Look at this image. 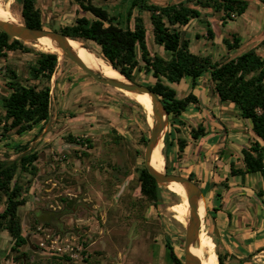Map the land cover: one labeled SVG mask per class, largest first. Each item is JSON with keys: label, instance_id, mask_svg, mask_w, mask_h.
Here are the masks:
<instances>
[{"label": "rangeland", "instance_id": "1", "mask_svg": "<svg viewBox=\"0 0 264 264\" xmlns=\"http://www.w3.org/2000/svg\"><path fill=\"white\" fill-rule=\"evenodd\" d=\"M0 1L5 6L10 3L12 13L23 22L21 4L16 0ZM150 1L167 4L180 0ZM74 2L36 0L43 14L44 29L61 31L71 21L74 22ZM94 3L108 9L116 16L115 22L123 27L129 22L133 26L134 16L140 14L146 24L150 51L167 53L155 43L148 10L135 9L129 21L128 11L133 0H94ZM192 20L181 28L182 37L190 40L192 52L209 55L214 60L234 58L257 46L264 37V3L261 0H249L248 9L226 23L221 21V13L211 9ZM208 21L215 33L214 38L207 35ZM235 34L241 37V45L229 51L223 39H232ZM84 43L100 54V47L94 42ZM28 45L46 51L36 45ZM263 51V48L259 49L260 53ZM59 57L50 82L51 115L43 124L41 131L46 130L40 134L41 138L32 144L29 142L25 151L10 149L4 142L0 143L2 160H16L32 151L40 154L37 162L39 175L32 177L22 174L19 178L27 185L25 197L28 202L20 207L19 213L28 242L13 251V237L8 229L2 230L0 264H23L27 260L46 262L55 255H68L73 264H173L166 242L171 241L177 252L184 256L186 224L175 217L170 207L176 202H188V198L165 187L163 200L158 204L148 202L141 194L139 172L144 166L147 146L143 139L150 138L152 122L148 109L143 105L138 106L124 91L97 82L70 58L64 55ZM35 58L33 53L32 63ZM3 63L0 60V65ZM20 73L25 80L27 76L24 74L27 72L21 70ZM8 78L4 76L3 65L0 68V98L8 93V87L4 85V80ZM201 78L200 87L211 90L212 104L209 103L213 105L216 96L213 83L207 72ZM136 81L154 84L155 78L141 71L136 73ZM173 86L179 97L196 89L189 76ZM218 106L217 103L214 110ZM192 112L193 109L189 107L183 114L185 124L177 133L188 140H192L191 128L200 123ZM228 115L236 116L235 112ZM170 119L167 133L172 130V137H175ZM70 134L77 140L90 139L93 147H88L86 142L78 144L71 141ZM203 143L202 140L187 148L190 151L185 162H196L193 148ZM162 153L165 161V155L169 153V163L173 165L171 173L186 176L183 168L185 162H181L184 158L178 161L176 150L172 147L168 151L165 139L162 141ZM166 166L165 162L163 170L167 172ZM207 221L203 225V236L211 234L214 239L215 232ZM194 248L198 251L200 245L197 243Z\"/></svg>", "mask_w": 264, "mask_h": 264}, {"label": "trees", "instance_id": "2", "mask_svg": "<svg viewBox=\"0 0 264 264\" xmlns=\"http://www.w3.org/2000/svg\"><path fill=\"white\" fill-rule=\"evenodd\" d=\"M261 1L264 3V0ZM76 2L86 14L78 15L72 24L64 26L59 32L83 41L94 42L100 47V55L106 61L135 81L136 73L141 71L155 78L154 84L145 85L150 86L161 96L170 114L171 126L176 136L172 137L170 130L165 137V145L168 151L174 146L177 147L178 161L183 159L189 144L187 137L177 135L181 132L180 127L185 124L182 116L189 106L200 104L201 99L194 91L179 97L173 85L181 83L189 76L195 88L201 76L207 72L219 100L239 107L240 116L252 123L255 134L250 145L240 151L244 168H237L232 162L231 174L244 177L249 173H260L264 177V51L259 52L260 48L264 49V37L257 46L234 58L214 60L209 55L202 56L192 52L190 40L183 38L181 31L182 27L188 25L192 19L201 17L203 11L208 9L221 13V21L226 23L228 19L244 13L249 7V0H182L167 4L153 3L150 0H133L132 7L128 11V20H132L135 9L148 10L153 23L155 43L169 53L168 57L150 51L146 24L140 14L134 16L133 26L129 22L123 27L115 22V15H112L108 9L97 6L94 0H76ZM20 13L27 26L44 28L43 14L37 7L36 0H22ZM208 22L207 35L209 38H214L211 22ZM241 40L236 34L232 39H223L229 50L239 48ZM35 45L49 50L42 44ZM15 51L35 53L36 58L29 66V74L25 80L16 70L7 67L9 78L6 86L9 92L0 98V143L11 138L12 134L28 133L35 126L47 122L51 115L50 82L56 72L59 54L36 50L24 41L0 30V60L6 58L9 52ZM136 104L142 107L138 102ZM206 135L207 131L203 123L190 130L192 140H198ZM69 138L78 144L86 142L88 147H93L88 138L77 140L71 134ZM148 139H143L145 145ZM27 147L22 145L20 149L25 151ZM165 157L167 173H171L173 165L169 163V153ZM39 158L40 154L32 151L16 160L0 159V206H2L0 232L8 229L13 237V251L19 250L28 242L27 236L23 233V219L19 213L20 207L28 202L25 197L27 185L19 178L22 174L38 176ZM188 178L195 181L191 175ZM139 180L142 196L148 202L158 204L157 182L147 170L145 163L140 169ZM228 186L225 184V187ZM166 246L173 264H185L184 256L177 252L171 241L168 240ZM218 263L224 264L223 256L219 253ZM23 264H73V262L68 255L64 257L55 255L46 262L27 260Z\"/></svg>", "mask_w": 264, "mask_h": 264}, {"label": "crops", "instance_id": "3", "mask_svg": "<svg viewBox=\"0 0 264 264\" xmlns=\"http://www.w3.org/2000/svg\"><path fill=\"white\" fill-rule=\"evenodd\" d=\"M73 6L76 12L74 18L86 14L76 0ZM72 23L71 21L69 24ZM167 53L159 51V54L165 57L169 56ZM1 60L5 62L0 65V68L4 65L5 77H8L7 67L16 70L19 76L22 75L21 70L27 72L24 74L26 77L32 64L33 53L9 52V55ZM201 81L202 78L193 90L201 102L189 107L193 109L192 115L205 125L207 135L198 140H189L181 162H185L190 151L187 150L188 147L192 148L193 143L202 140L204 143L202 146L196 144L193 148L196 151L193 152L196 162L184 163L185 174L191 175L201 184L206 199L207 222L215 232V251L217 255L219 253L223 256L224 264H264V177L260 173H249L244 177L232 175L230 170L232 162L235 167L244 168L240 151L249 146L255 137L252 123L240 116L239 107L230 102H221L216 92L214 103L211 105V90L200 87ZM217 103L219 106L215 111ZM229 112H235L236 116L228 115ZM43 124H39V128L35 126L28 135L12 134L11 138L4 140V145L18 150L22 145L38 141L40 134L46 130L41 131ZM176 148L173 147L177 155ZM210 183L214 185L211 186ZM225 184L229 186L225 187Z\"/></svg>", "mask_w": 264, "mask_h": 264}, {"label": "water", "instance_id": "4", "mask_svg": "<svg viewBox=\"0 0 264 264\" xmlns=\"http://www.w3.org/2000/svg\"><path fill=\"white\" fill-rule=\"evenodd\" d=\"M16 1L19 4L22 3V0ZM0 30L7 33L13 38H18L24 41L26 44L35 45L41 38H51L56 42L58 46L57 50H59L62 55L70 58L81 70L90 75L97 82L105 85H110L122 91L149 95L153 106V123L151 124V134L145 149L144 163L149 173L155 178L157 182V197L159 199V202L163 200L164 187L167 188L173 182L180 183L185 187L189 202V214L186 222L184 260L185 264H202L199 256L192 251V246L198 243L200 231L202 229V226L204 225L205 220L207 219V207L204 192L201 186L196 181L189 179L187 176L175 173H167L164 170L157 169L152 164L153 152L159 144H162V141L167 135V129L169 126L170 114L167 111L161 96L158 95L154 90H152L150 86L127 77L108 61L107 62L110 64V66L117 70L125 78V80L107 77L101 71L92 68L79 56L78 53H76V51H74L73 47L70 44V38L73 37H70L62 32L44 28H32L27 26L22 21L18 23L11 22L8 19H4L1 17ZM81 41L84 43L83 40ZM84 45L86 44L84 43ZM86 47L91 49L87 45ZM46 51L59 54V52L54 50ZM98 55L101 56L99 53ZM213 185L214 184L212 183L211 186ZM201 205L204 206L202 215L200 213Z\"/></svg>", "mask_w": 264, "mask_h": 264}, {"label": "bare ground", "instance_id": "5", "mask_svg": "<svg viewBox=\"0 0 264 264\" xmlns=\"http://www.w3.org/2000/svg\"><path fill=\"white\" fill-rule=\"evenodd\" d=\"M9 6L10 3L9 4L7 3V6H5L0 1V17L4 19H8L11 22H17V23L20 22V19L14 16ZM36 44H42L48 47L49 50H54L59 52V55L62 56V53L59 50H57L58 46L56 42L53 41L51 38L48 37L41 38L37 41ZM70 44L73 47L74 51H76V53H78L79 56L92 68L101 71L107 77L125 80V78L117 70H115L112 66H110V64L104 58L99 56L96 51L87 48L86 45H84V43L80 39L70 38ZM124 92L134 101L140 103L146 109H148L153 122V106L149 95L130 93L127 91ZM165 162L166 161L162 153V144H159L153 152L152 164L157 169L163 170ZM167 189L172 190L174 192H179L182 196L187 197L185 187L180 183L173 182L167 187ZM178 208L184 209L186 211L180 210ZM170 209L175 213L174 215L179 221L186 224L187 221H185L184 219L187 220L189 214V202L173 203ZM203 210H204V206L201 205L200 207L201 215L203 213ZM203 233H204V229L202 226L198 240V244L200 245V248L197 251L194 248V246H192V251L199 256L202 264H209L210 262H212V264H219L218 255L215 251L216 248L215 240L213 239L211 234H206L203 236Z\"/></svg>", "mask_w": 264, "mask_h": 264}, {"label": "built area", "instance_id": "6", "mask_svg": "<svg viewBox=\"0 0 264 264\" xmlns=\"http://www.w3.org/2000/svg\"><path fill=\"white\" fill-rule=\"evenodd\" d=\"M60 249V248H59Z\"/></svg>", "mask_w": 264, "mask_h": 264}]
</instances>
